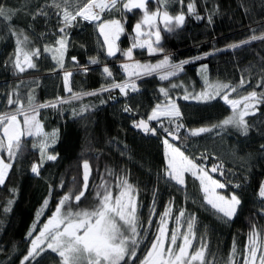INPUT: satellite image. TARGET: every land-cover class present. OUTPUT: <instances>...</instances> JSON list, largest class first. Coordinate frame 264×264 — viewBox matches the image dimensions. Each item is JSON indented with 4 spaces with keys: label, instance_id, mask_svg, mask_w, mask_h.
<instances>
[{
    "label": "trees",
    "instance_id": "1",
    "mask_svg": "<svg viewBox=\"0 0 264 264\" xmlns=\"http://www.w3.org/2000/svg\"><path fill=\"white\" fill-rule=\"evenodd\" d=\"M50 2L51 0H0V3L9 9L21 10L14 16L12 24L16 26V30H25L32 41L31 46L41 49L45 44L53 43L60 35L57 29L61 25L52 8L46 9L49 13L47 17L38 16L35 20L30 13H34L38 5L43 6ZM196 3L201 16H212L211 23L207 18L198 20L195 16H188L183 27L175 32H162V44L165 49L163 54L149 55L146 49H136L135 59L155 63L162 59L163 55H169L174 63L192 61L185 64L183 71L171 80V83L183 85L170 89V95L174 98L183 96L185 88L193 93L203 89L204 73L201 66L205 64L208 66L207 75L210 80L238 85L241 77H244L251 83L239 90L241 95L253 89L260 92L262 89L256 85L264 76L261 71L264 67V41H253L239 48H231L229 45L240 43L253 34L264 33V0H196ZM149 6L153 9L156 7L154 2ZM180 7L173 3L169 11L175 14ZM108 15L105 14V18H108ZM111 15L120 17L121 14ZM124 16L126 32L117 43L121 49L126 50L132 43L133 25L141 18V13L134 10L132 13H124ZM66 33L70 43L63 69H60L47 53H43L37 61V69L20 74L12 67L11 62L5 63L14 53L15 38L10 35L6 22L0 20V109L6 108V94L17 85H20L22 95L27 93L29 88H34L36 100L41 103L54 101L57 97H69L70 93L64 89L65 71L73 72L71 87L77 93L98 90L101 85L109 82L102 71L104 65L110 67L116 81L124 79L125 74L120 68L124 57L119 53L114 58L106 56L103 38L93 23L79 21L76 26L67 28ZM206 53L211 54L205 56ZM73 56L77 58L79 65L72 61ZM197 56L203 58L195 60ZM92 57L98 58L101 63L92 65ZM80 65L87 66V73L82 71ZM21 81L24 83L21 84ZM169 83L160 80L156 75L145 76L137 80L140 90L130 92L128 96L122 95L123 101H115L113 97L120 95L119 91L102 92L99 95L72 100L60 105L58 109L40 110L39 118L45 131L50 133L58 130L57 143L49 149L58 154V159L47 161L41 168L40 175H34L30 170L31 165L38 162L40 156L39 152L31 147V138H28L23 154L13 162V169L8 173L5 185L0 186V264H20L30 245L27 233L37 219V212L42 213L37 225L39 228L51 216L59 198L72 187V178L76 177L77 182L82 183L81 165L85 159L93 169L90 178L91 191H94L106 168L128 173L131 182L140 188L141 219L145 222L155 192L157 215L152 217L153 223L148 229V238L138 252L141 258L155 235L159 213L164 211L170 200L174 201L173 216L181 208L187 209L189 214H196L197 236L206 238L216 264H225L234 240L238 249H243L252 223L264 229V212H261L264 202L258 197V188L264 182V149L260 147L264 144V105L258 106L259 111L255 116L247 118L252 125L247 136L231 130L226 139V136L223 137L221 144H210L207 148L202 144L205 142L202 135L188 136L185 140L187 129L215 124L229 115L230 109L219 97L210 102L183 101L176 98L185 125V128L180 130V145L185 148L197 145L195 153L190 156L197 158L195 156L200 151H211L209 159L197 161L220 163L221 161L212 155H218L220 159L224 158V152H230L232 155L230 160L233 162V168L230 166L226 169L232 179L231 191L241 198L242 204L237 216L231 222L224 223L211 208L203 204L198 183L192 177H186L187 188L184 190L164 178L165 163L160 137L165 135L163 129L159 126L158 133L161 135L153 138L147 134L143 136L132 128L134 120L147 119L153 107L164 100L159 88L169 87ZM236 95L233 93V96ZM125 103L133 112H124ZM84 106L89 110L83 116L73 115L74 111L79 112ZM164 125L172 127L168 122ZM188 153L190 154V151ZM223 162L225 163L224 160ZM229 169H232V173ZM61 181L65 182L64 189L58 187ZM237 184L240 185L239 188L235 187ZM9 199L13 201L11 211L5 212L3 208ZM45 199L49 200L47 207L43 206ZM93 203L94 197L88 195L81 207H91ZM173 227L174 219L169 223V228ZM194 243L198 245V242ZM58 259L55 253L46 251L32 260L31 264H58ZM136 264H139V260Z\"/></svg>",
    "mask_w": 264,
    "mask_h": 264
},
{
    "label": "snow or ice",
    "instance_id": "2",
    "mask_svg": "<svg viewBox=\"0 0 264 264\" xmlns=\"http://www.w3.org/2000/svg\"><path fill=\"white\" fill-rule=\"evenodd\" d=\"M156 7L150 8L151 3ZM173 3L180 5V10L175 14L169 11ZM47 8L55 10L58 23L61 25L57 31L60 35L51 44H45L43 48L33 47L32 41L24 29L16 30L12 24L14 16L20 9H9L0 3V20L6 22L10 35L15 38V50L9 57L12 67L17 73H25L28 70L37 69V61L43 53H50L60 69L64 68L65 55L69 47L66 29L77 25L82 20L93 23L103 38V47L107 57H116L119 53L124 57L121 63V71L125 77L116 81L109 66H103V74L109 82L101 85L95 91L74 92L71 87L72 71H65L63 76L64 89L70 96L57 97L54 101L38 102L35 97V89L29 88L23 95L20 85L14 87L6 94V108L0 109V186L5 185L8 173L13 169V162L23 154L28 138H31V147L39 152L40 160L33 162L31 172L39 176L40 170L47 161H56L58 154L49 151L58 140V130L46 132L40 117V110L45 108L58 109L60 105L72 100H80L84 96L99 95L102 92H111L118 89L120 94L128 96L129 93L138 92L140 89L137 80L145 76L156 75L162 81H169V87H160L159 92L165 98L157 103L147 119L141 118L133 121V127L145 134L157 135L158 129L151 126L152 121H157L160 128L166 134L163 139L165 148L164 178L173 181L180 186V190L187 188L186 174L199 182V190L202 193L203 204L217 214V218L224 223L231 222L238 214L242 204L241 198L232 193L229 196L221 194L218 190L225 189L227 183L214 178L211 173L225 175L223 162L213 164L210 168L200 163L199 160H207V154L194 158L186 154V149L177 146L172 141L181 139L180 130L185 128L183 113L176 99L170 95V89L183 87L182 84L171 83L173 77L183 71V66L192 61L184 60L179 63L172 62L169 55L155 63H145L135 59L134 50L146 49L149 55L163 54L165 49L162 44V32L173 33L183 27L188 16L196 19L207 18L212 22V16L203 17L197 10L196 0H51L43 6H37L34 13H30L32 19L38 16L49 15ZM186 9V11L184 10ZM139 10L141 18L133 25L132 43L126 49H121L118 41L125 34L126 16L124 13H132ZM112 13H120V17L112 16ZM105 14H109L105 18ZM264 41V33L253 34L248 39L237 44L229 45L231 48H239L253 41ZM211 53H206L205 56ZM203 57L197 56L199 60ZM72 61L79 65L75 56ZM92 65L100 64L96 58H90ZM82 71L87 73V66L80 65ZM208 66L202 65L204 73V87L200 92L193 93L184 89L183 100H196L210 102L217 97L222 99L230 108V114L219 122L210 126L187 129L188 136L198 137L217 130L236 129L241 135L247 136L252 125L247 119L255 116L259 111V105H264V76L257 82L256 87L241 95L239 90L251 81L241 77L238 85H232L221 81H213L207 75ZM264 72V67L261 69ZM24 81H21L23 84ZM236 93V96H233ZM89 109L84 106L73 115L83 116ZM125 112H133L130 106L124 107ZM167 121L172 127L164 125ZM264 149V144L260 146ZM5 156L7 159H5ZM82 183H78L73 177L72 187L59 198L51 216L43 222L39 228V217L27 233L30 245L27 253L22 257L20 264H31L37 256L50 250L58 256V264H216L215 256L210 253L208 241L204 236H197V217L195 213L189 214L187 209L181 208L173 216L174 201L170 200L164 211L159 213L157 228L150 245L141 258L138 252L143 242L148 238V229L151 228L156 216L155 192L152 206L149 210L147 221L141 219L142 203L140 200V188L131 182L128 173L124 170L115 172L105 169L94 191L90 190V178L92 166L87 159L83 160ZM114 177V179H109ZM59 188L66 187L61 181ZM235 187L239 188L237 184ZM15 191L14 189L12 190ZM52 194V186H49V196ZM88 195L94 197L91 207H81ZM258 197L264 202V182L258 188ZM13 201L9 199L3 211H11ZM48 199L43 206L47 207ZM264 212V207L261 208ZM175 220V227L169 228L171 220ZM145 223L147 227H145ZM194 242H198L194 243ZM239 257V259H237ZM225 264H264V229L256 223H252L248 233V239L242 250L238 249L235 240L228 254Z\"/></svg>",
    "mask_w": 264,
    "mask_h": 264
},
{
    "label": "rangeland",
    "instance_id": "3",
    "mask_svg": "<svg viewBox=\"0 0 264 264\" xmlns=\"http://www.w3.org/2000/svg\"><path fill=\"white\" fill-rule=\"evenodd\" d=\"M139 11V10H138ZM140 12V11H139ZM141 13V12H140ZM141 15H142V13H141ZM80 21H82V20H80ZM83 22H85V23H89V22H86V21H83ZM47 56H49V58L52 60V58H51V54L50 53H47ZM53 61V60H52ZM53 62H55V61H53ZM64 64H65V61H64ZM62 72V71H61ZM63 73V72H62ZM64 74V73H63ZM115 91H119L118 89H114V90H112L110 93H112V92H115ZM198 92H200V91H198ZM120 93V92H119ZM121 95V94H120ZM122 96V95H121ZM180 97H182V96H176V98L179 100V99H181ZM175 98V99H176ZM218 98V97H217ZM165 99V98H164ZM181 100H183V99H181ZM121 101H123L122 99H121ZM183 101H194V102H197L196 100H193V99H190V100H183ZM221 101L223 102V104L226 106V107H228V105H226L225 103H224V101L221 99ZM229 108V107H228ZM45 109H52V108H45ZM230 109V108H229ZM167 121H164V123H166ZM151 126L152 127H156L157 128V126L159 127L160 125H159V123L157 122V121H152L151 122ZM231 130H234V131H237L236 129H233V128H229L228 130H220L219 131V135H217L216 134V132H213V133H206V134H203L202 136H204L203 138H202V140L203 141H205L204 143H202L203 144V146H206L207 148L208 147H210V144H221V141H222V139H223V137L224 136H226L224 139H226L227 138V136H229L228 135V133H230V131ZM238 132V131H237ZM239 133V132H238ZM165 138V136H162L161 137V142L163 141V139ZM174 143V142H173ZM177 146H182V145H180V144H177V143H175ZM162 153H163V155H164V152H165V148H164V144H163V142H162ZM196 147H197V145H192V146H188L187 148H185L186 149V154L187 155H192V154H194L195 153V149H196ZM216 149V148H215ZM209 150V149H208ZM190 151V154L188 153ZM219 151V150H218ZM227 151V150H226ZM230 152H224L223 154H222V156L225 158H223V159H220V158H218V155L217 156H214V155H212L215 159H217V160H219V161H221V162H223V160L225 161V163L223 162V164H224V166H225V168H227V167H232L233 168V162H232V160H230V157H232V155H230L229 154ZM202 154H207L208 155V157L210 158V156H211V151H200L199 153H197V155L195 156V157H200ZM226 154H227V156H226ZM229 154V155H228ZM221 156V155H220ZM208 158V159H209ZM5 159H7V157L5 156ZM232 159V158H231ZM232 162V163H231ZM164 163H165V155H164ZM197 163H200V164H202V165H205V166H207V164H209V161L208 162H199V161H197ZM228 170V169H227ZM229 171H230V173H232V169H229ZM212 175V174H211ZM187 176H189V177H191L189 174H186V177ZM214 178H216V179H218L217 177H215L214 176ZM226 180H227V182H230L232 179H231V176L229 175V176H227L226 177ZM196 181V180H195ZM173 182V181H172ZM222 182H224V181H222ZM174 183V182H173ZM196 183H198V186H199V182L198 181H196ZM231 183V182H230ZM180 187V186H179ZM225 190V191H224ZM232 189L231 188H228V187H226L225 189H220V190H218L221 194H223V195H226V196H229L230 194H232V191H231ZM202 194V193H201ZM209 208H210V206H208ZM171 226H172V223H171ZM170 226V227H171ZM144 249V248H143ZM48 251H50V250H48Z\"/></svg>",
    "mask_w": 264,
    "mask_h": 264
},
{
    "label": "flooded vegetation",
    "instance_id": "4",
    "mask_svg": "<svg viewBox=\"0 0 264 264\" xmlns=\"http://www.w3.org/2000/svg\"><path fill=\"white\" fill-rule=\"evenodd\" d=\"M157 129H159V127L157 126ZM159 135H161V134H157L156 135V137L157 136H159ZM166 135V134H165ZM165 135H162V136H165ZM162 136H160V137H162ZM178 141V143L177 144H180V140H177ZM213 164H218V163H209V164H207V167L208 168H210ZM223 167H224V170H225V175L224 176H220L218 173H211L213 176H215V177H217L221 182L222 181H224V182H227V180H226V177L229 175L228 174V171H227V169L225 168V166H224V164H223ZM227 187L228 188H231L232 186H231V183L229 182V183H227ZM233 190H235V188H233ZM225 191V190H224Z\"/></svg>",
    "mask_w": 264,
    "mask_h": 264
},
{
    "label": "water",
    "instance_id": "5",
    "mask_svg": "<svg viewBox=\"0 0 264 264\" xmlns=\"http://www.w3.org/2000/svg\"><path fill=\"white\" fill-rule=\"evenodd\" d=\"M132 128L134 129V131H136V132H138V133H141L143 136H146V134L144 133V132H142L141 130H139V129H137V128H134L133 127V124H132ZM147 135H149V137H156V135H152V134H147ZM172 142H174V143H178V141H172Z\"/></svg>",
    "mask_w": 264,
    "mask_h": 264
},
{
    "label": "built area",
    "instance_id": "6",
    "mask_svg": "<svg viewBox=\"0 0 264 264\" xmlns=\"http://www.w3.org/2000/svg\"><path fill=\"white\" fill-rule=\"evenodd\" d=\"M113 97H114L115 101H121V99H122V96H121V95H114ZM122 100H123V99H122ZM124 106H126V103H125ZM124 112H125V111H124ZM126 113H128V112H126Z\"/></svg>",
    "mask_w": 264,
    "mask_h": 264
}]
</instances>
